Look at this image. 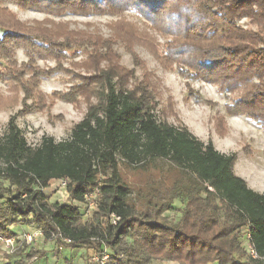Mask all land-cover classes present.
Segmentation results:
<instances>
[{"label": "trees", "instance_id": "obj_1", "mask_svg": "<svg viewBox=\"0 0 264 264\" xmlns=\"http://www.w3.org/2000/svg\"><path fill=\"white\" fill-rule=\"evenodd\" d=\"M6 1L59 14L134 10L155 27L175 32L185 43L179 52L183 62L196 74L226 83L222 89L244 85L243 103H254L256 116L264 119V0H0ZM242 19L255 30L243 28ZM8 27L0 23V33ZM44 35L31 31L20 43L26 50L38 42L50 47L53 41ZM101 75L99 101L74 125L69 140L48 138L30 148L16 117L9 118L0 140V238L23 225L42 230L45 240L60 235L71 241L57 240L59 248L97 242V252L104 245L124 255L122 264H141L140 257L176 264H264V194L234 174L236 156L158 122L153 99L141 85L127 89L112 68ZM10 101L0 98V108ZM241 113L255 116L249 109ZM122 170L145 175L144 185L131 187ZM62 179L71 203L48 205L44 190ZM92 189L99 194L97 211L82 222L83 196ZM175 200L185 203L173 224L162 215L175 211ZM111 214L119 218L115 225ZM246 242L258 259L249 257Z\"/></svg>", "mask_w": 264, "mask_h": 264}, {"label": "rangeland", "instance_id": "obj_2", "mask_svg": "<svg viewBox=\"0 0 264 264\" xmlns=\"http://www.w3.org/2000/svg\"><path fill=\"white\" fill-rule=\"evenodd\" d=\"M2 22L9 27L0 33V98L11 101L0 108V140L12 116L30 148L48 138L56 143L69 140L74 125L99 101L102 71L112 68L123 76L127 89L145 88L153 99L152 111L158 122L186 129L201 143L211 142L220 154H234V174L249 189L264 194V119L256 116L259 110L254 103H243L244 85L222 89L226 83L221 86L220 80L201 77L189 69L179 53L185 43L173 30L155 27L134 10L113 16L59 14L8 1L0 2ZM239 24L255 30L248 20ZM31 31L45 34L53 43L44 48L45 44L38 42L27 51L20 41ZM5 45L10 47L5 49ZM58 46L61 53H56ZM245 109L255 116L241 113ZM122 176L131 187H142L146 180L145 175L126 170ZM3 186L8 187L6 182ZM60 189L55 181L44 190L48 205L71 203L59 195ZM184 203L175 200V211L162 216L177 223ZM81 211L80 220L89 221L91 215H85L83 208ZM93 243L90 248H59L55 238L38 239L13 254L0 249V264H122L124 255H115L104 245L97 252V242ZM103 254L107 259L102 262ZM92 257L98 260L90 262ZM139 259L141 264H176Z\"/></svg>", "mask_w": 264, "mask_h": 264}, {"label": "built area", "instance_id": "obj_3", "mask_svg": "<svg viewBox=\"0 0 264 264\" xmlns=\"http://www.w3.org/2000/svg\"><path fill=\"white\" fill-rule=\"evenodd\" d=\"M59 184L60 192L59 195L64 199L65 197L68 198L67 193H66V185L67 182L66 180L62 179L57 182ZM62 190V191H61ZM99 197L97 189H92L88 192H86L83 196V204L82 207L85 210V215H92L94 212L97 211V198ZM119 221V218L116 217L114 214H111L109 216V222L112 225H115ZM43 231L40 229H35L32 231L28 232H23L19 236H11L9 238H0V249H3L8 254H13L16 252L17 249H19L23 244L30 245L31 243L35 242L38 239H43ZM51 238H55L57 240H60L63 244H70L71 241L69 239L63 238L60 235H53ZM249 239V236L247 235L246 237ZM246 249L249 257L253 259H258V256L253 249V247L246 242ZM107 259L106 255H102L101 261L103 262L104 260ZM97 261L98 259L92 257L90 259V262Z\"/></svg>", "mask_w": 264, "mask_h": 264}, {"label": "crops", "instance_id": "obj_4", "mask_svg": "<svg viewBox=\"0 0 264 264\" xmlns=\"http://www.w3.org/2000/svg\"><path fill=\"white\" fill-rule=\"evenodd\" d=\"M28 229H29L28 227L23 226V225H14L13 227H11V231L13 233H19L20 231L21 232H27Z\"/></svg>", "mask_w": 264, "mask_h": 264}]
</instances>
